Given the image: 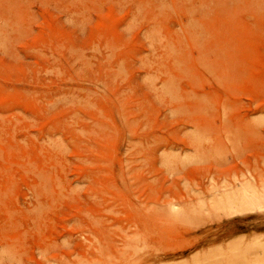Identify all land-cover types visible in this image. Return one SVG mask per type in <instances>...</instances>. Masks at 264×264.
Masks as SVG:
<instances>
[{
  "label": "rangeland",
  "instance_id": "374dc122",
  "mask_svg": "<svg viewBox=\"0 0 264 264\" xmlns=\"http://www.w3.org/2000/svg\"><path fill=\"white\" fill-rule=\"evenodd\" d=\"M245 182L264 0H0V264H264Z\"/></svg>",
  "mask_w": 264,
  "mask_h": 264
},
{
  "label": "bare ground",
  "instance_id": "6f19581e",
  "mask_svg": "<svg viewBox=\"0 0 264 264\" xmlns=\"http://www.w3.org/2000/svg\"><path fill=\"white\" fill-rule=\"evenodd\" d=\"M252 186L248 182H245L236 193L234 191V193L225 191V200L216 201L214 203V209H221L233 213L263 208L264 191L258 193Z\"/></svg>",
  "mask_w": 264,
  "mask_h": 264
}]
</instances>
